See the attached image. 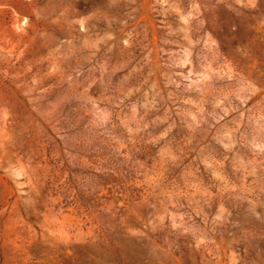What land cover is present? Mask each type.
Returning a JSON list of instances; mask_svg holds the SVG:
<instances>
[{
	"label": "rangeland",
	"instance_id": "obj_1",
	"mask_svg": "<svg viewBox=\"0 0 264 264\" xmlns=\"http://www.w3.org/2000/svg\"><path fill=\"white\" fill-rule=\"evenodd\" d=\"M0 264H264V0H0Z\"/></svg>",
	"mask_w": 264,
	"mask_h": 264
}]
</instances>
